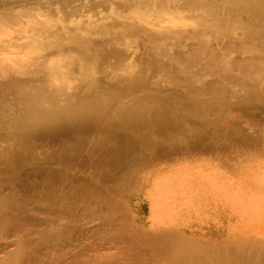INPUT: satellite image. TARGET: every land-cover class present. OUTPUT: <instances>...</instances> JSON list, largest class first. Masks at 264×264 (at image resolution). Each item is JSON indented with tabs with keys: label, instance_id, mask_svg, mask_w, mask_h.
Listing matches in <instances>:
<instances>
[{
	"label": "bare ground",
	"instance_id": "1",
	"mask_svg": "<svg viewBox=\"0 0 264 264\" xmlns=\"http://www.w3.org/2000/svg\"><path fill=\"white\" fill-rule=\"evenodd\" d=\"M29 1L47 16L0 38L1 103L23 109L0 137V264H264V108L249 110L264 73L207 74L195 57L178 76L114 73L129 44L142 61L193 55L207 31L264 38V0Z\"/></svg>",
	"mask_w": 264,
	"mask_h": 264
},
{
	"label": "rangeland",
	"instance_id": "2",
	"mask_svg": "<svg viewBox=\"0 0 264 264\" xmlns=\"http://www.w3.org/2000/svg\"><path fill=\"white\" fill-rule=\"evenodd\" d=\"M84 1H86V0H79L78 1V3H81V2H84ZM40 2L41 1H39L38 3L40 4ZM44 5V4H43ZM38 6V8L39 9H37L36 8V4H32L29 0H0V38L1 37H4V36H8V35H11L12 36V34L14 33V31H15V29H18L16 26H15V23H17L18 21H24V20H28V19H30L31 18V16H33L34 14H36V13H40V14H42V16L41 17H44V16H47V12H49L50 10V8H48V7H44V6ZM51 8H54V7H51ZM83 11V7H82V9L80 10V12H78V13H76V20H79L80 18H81V15H82V12ZM51 12H54V11H51ZM48 16H50V15H48ZM75 20V21H76ZM186 20H188L187 22L186 21H183L184 23L183 24H178V25H173L172 26V29L173 30H181V27H182V29L184 28H190V27H188V26H190V25H193V24H195V21L196 20H198V19H196V20H190V19H186ZM197 22V21H196ZM176 27V28H175ZM178 27H180V28H178ZM178 28V29H177ZM19 29H22V24L19 26ZM264 27L261 29L262 30V32H264ZM248 31V32H247ZM208 32V35H206V38H207V40H208V42H205L204 44H206V46H205V48L203 47V45H200V46H202V50L201 51H203L204 49L206 50L207 48H209L208 49V51L210 52V54H207L208 53V51H207V53L205 54V52L203 53H201V51L199 50V48L197 49V47H200V46H197L196 47V49H197V51L199 50V52H197L196 50H195V47L194 46H192L193 47V49H194V52H195V54L193 53V51L191 50L190 52L191 53H193V55L191 54L190 55V53H188V54H186V55H184L183 56V58H178L177 56H175L174 54H175V50H173V49H168L169 51V53H167V49H165V50H163V52H162V49H160L159 50V53H158V51H156L155 52V54H152L151 53V56H148V59L146 60V58H145V60L147 61V62H142L139 58H138V52H141L140 51V49H141V47L140 46H142V45H139V46H136L135 48H133V44H129V48H131V49H133V50H135L136 51V54L135 55H130L127 59H125L124 58V60L122 61L121 59V61H122V63H121V65L120 64H115V65H117V66H115L114 65V67H115V70H114V73L116 74V75H119L122 71H121V67H122V65L125 63V62H128L127 64H131V65H137V66H140V67H145L144 69L146 70V69H149V68H152V70L154 69V71H151V69H149L147 72L149 73V74H151V72H153V74H156V75H160V74H163L164 72H167V73H170V74H173V75H176V76H178V75H180L181 74V72L183 71V70H185V69H188L187 67H189L188 66V64H190V61L191 60H194L195 58V60L196 61H198L199 63L202 61V63L201 64H203V59H207V58H210V59H205L206 61H208V63L206 62V63H204V64H207L206 66H201V64H197L198 65V68H203L204 67V69L207 67V69H205V73H209V72H211L213 75H215V73H216V75H218L219 73L218 72H221L220 73V76H225V74L224 73H226V76H235L236 74H237V76H235V77H238V75H240V70H249L252 74H255L256 73V75H259V74H263L264 73V38H260V37H258V38H255V40H254V38H252L251 40H249L248 39V41L246 40V38H244L246 41H244L245 42V44H244V42L242 43V42H240V41H242L240 38L239 39H237V37H240V35H245V34H249L250 32H249V30H247V28H241V29H237V30H233V32H232V34L233 33H235L234 35H233V37H234V39L233 38H226V37H224V36H222L221 37V35H219V37L218 36H216V33L215 32H213V31H207ZM206 32V33H207ZM212 32V33H211ZM214 33V34H213ZM247 34V35H248ZM213 35V36H212ZM215 36H216V38H215ZM236 36V37H235ZM246 36V35H245ZM263 36H264V33H263ZM263 36H261V37H263ZM217 37L219 38L218 39V41H219V43L220 42H222L223 44H224V42L226 41V43L228 42V44H224V45H226L225 47H227L228 45H230V46H228L227 48L229 49V47L231 48L230 49V51L226 54V50L225 49H227V48H225L224 49V45L222 44V43H220V45H216V43L218 42L217 41ZM224 37V38H223ZM50 40H53V38L52 37H48ZM221 38V39H220ZM224 40H223V39ZM234 41H233V40ZM236 39V40H235ZM260 39H261V41H260ZM222 40V41H221ZM230 40H232V41H230ZM239 40V41H238ZM250 41V42H249ZM235 42H239V43H235ZM212 43V44H211ZM213 43L215 44V46L216 47H213L214 45H213ZM249 43H250V45H249ZM209 44H210V46H212V50H211V47L209 46ZM237 44V45H236ZM242 44V45H241ZM263 44V45H262ZM232 45V46H231ZM234 45V46H233ZM209 46V47H208ZM221 46V47H220ZM244 47V49H243V47ZM65 47H68V48H65V50H69L70 48L71 49H74V48H72V47H74V46H70V45H68V46H65ZM143 47V46H142ZM218 47H220V48H218ZM235 47H236V49H235ZM140 48V49H139ZM216 48H217V50H216ZM240 48V49H239ZM139 49V50H138ZM200 49H201V47H200ZM220 51H219V50ZM243 49V50H242ZM214 50H216V55H214ZM233 50V51H232ZM235 50V51H234ZM240 50V52L238 53V51ZM172 51H174L173 53H172ZM219 51V52H218ZM231 51H232V53H231ZM45 51H43V53H44ZM211 52H213L212 54H213V57L214 58H216V59H218L217 60V62H216V59H215V61L213 60L214 58L212 57V54H211ZM218 52V53H217ZM223 52V53H222ZM225 52V53H224ZM251 52V53H250ZM46 53V52H45ZM44 53V54H45ZM156 53L157 54H159V55H156ZM166 53V56L165 55H163V54H165ZM179 53V52H178ZM178 53H176V54H178ZM199 53H201L203 56H207V57H205V58H201V57H203V56H201V54H199ZM221 53V54H220ZM230 53V54H229ZM167 54H168V56H169V54L172 56H169L168 58H166L167 57ZM197 54H199L198 56L201 58V60L199 61V59L200 58H198V56H197ZM240 54H242V56H240ZM12 54L9 52V50H7V51H0V57H10ZM150 55V54H149ZM193 56V57H191V59H189L190 58V56ZM208 55H211V56H209L208 57ZM220 55H222V56H220ZM223 55H225V56H223ZM137 56V57H136ZM154 56V57H153ZM160 56H162L161 57V59H159V60H157V63L159 62L160 63V65H159V63H158V65H155V64H157L155 61H156V59H158V58H160ZM189 56V57H188ZM197 56V57H196ZM216 56V57H215ZM238 56H240V57H238ZM134 57H136V58H134ZM158 57V58H157ZM174 57H177L178 58V60L180 61V63L181 64H174L175 63V61H178V60H175L176 58H174ZM195 57V58H194ZM211 57L213 58L212 60H211ZM219 57V58H218ZM234 57H235V60L237 61V64L236 65H234L233 67H228V61H229V59H230V61H231V58L232 59H234ZM242 57H245V58H242ZM150 58H151V60H150ZM163 58V59H162ZM168 59L167 60V62H168V64H167V62L165 61L166 59ZM174 58V59H173ZM198 58V59H197ZM239 58V59H238ZM257 58V59H256ZM122 59H123V57H122ZM137 59V60H136ZM140 60V63H139V60ZM183 59H185V60H183ZM189 59V60H188ZM221 59H222V61H221ZM247 59V60H246ZM255 59V60H254ZM68 61H69V59H67ZM72 60H74L73 58H72ZM107 60V59H106ZM120 60H119V62L118 63H120ZM144 60V61H145ZM173 60H174V63H173ZM186 60H188V61H186ZM263 60V61H262ZM130 61V62H129ZM138 61V62H137ZM162 61V62H161ZM172 61V62H171ZM182 61V62H181ZM185 63H184V62ZM211 61H214V64L213 65H211ZM218 61H219V63H218ZM225 61H227V62H225ZM141 62L143 63L142 65H141ZM150 62H152L151 63V65H150ZM164 62H166V64L168 65H162ZM188 62V63H187ZM205 62V61H204ZM221 62V63H220ZM242 62V63H241ZM210 63V64H209ZM217 63V65H215ZM223 63V64H222ZM227 63V64H226ZM153 64H154V66H153ZM203 64V65H204ZM77 65V64H76ZM76 65H74V66H76ZM91 65V64H90ZM101 65V64H100ZM103 65V64H102ZM172 65V66H171ZM173 65H175L174 67H176V65H177V67L176 68H174L173 67ZM181 65H187V67H185L184 68V66H183V68H181L182 66ZM243 66L242 68L240 67V66ZM73 65H71V66H69L68 67V70H72V76H74V77H76V75H77V66L76 67H74L75 68V70H74V68L72 67ZM162 66V67H161ZM170 66H171V68H170ZM210 66V67H209ZM67 67V66H66ZM159 67V68H158ZM161 67V68H160ZM209 67V68H208ZM213 67V68H212ZM225 67H227V69L225 68ZM240 67V68H239ZM173 68V70L174 69H178L177 70V72H176V70H175V72H176V74H175V72L172 70V72H171V69ZM223 68V69H222ZM235 68V69H234ZM67 69V68H66ZM143 69V68H142ZM160 69V70H159ZM163 69H165V71L163 70ZM168 69V70H167ZM211 69H212V71H211ZM224 69H226V70H224ZM28 70H30V71H28V72H30L31 73V71H32V66L31 67H28ZM99 71H98V75L97 74H95V76H96V78H103V74L104 73H100V71L101 72H103V69H101V68H99L98 69ZM206 70H208L207 72H206ZM210 70V71H209ZM156 71V72H155ZM180 71V72H179ZM213 71H215L214 73H213ZM217 71V72H216ZM227 71V72H226ZM228 71H230V73H228ZM155 72V73H154ZM180 73V74H179ZM207 73V74H208ZM210 73V74H211ZM218 73V74H217ZM75 74V75H74ZM147 74V73H146ZM182 74H183V72H182ZM234 74V75H233ZM103 75V76H102ZM219 76V75H218ZM101 80V79H100ZM0 92H4V91H2V90H0ZM4 93H1V95H0V98H1V101H0V108H1V106H2V109H0V137H6L7 135L8 136H10L9 135V133H10V128H11V126H12V124L13 123H16L21 117H22V114H23V109L21 108V107H17L16 105H8V106H3V103H1V102H4V99H5V101H7V99H8V94H6V96L4 97V95H3ZM10 96V95H9ZM10 98H11V96L9 97V99L8 100H10ZM244 103L243 104H246L245 103V101H243ZM251 104H249V110L250 111H253V110H257V112H261L262 113V110H263V108H264V105H263V107L260 105V103H258V102H250ZM253 103H254V105H253ZM255 103H256V105H255ZM240 104H242V103H240ZM252 105H253V107H252ZM259 105V106H258ZM261 106V107H260ZM250 107H252V108H250ZM15 109V110H14ZM8 114H7V113ZM13 112V113H12ZM10 113V114H9ZM21 115V116H20ZM3 123V124H2ZM175 142V149H178V150H182L183 151V148H185L186 147V145L185 144H183V141L182 140H180V139H177L176 141H174ZM174 150V149H173ZM196 151L197 150H195L194 152H195V154L197 155H195V157H198L200 154H198V153H196ZM160 152V151H159ZM171 151H166L165 153H160V154H168V153H170ZM192 154V153H191ZM212 156V155H211ZM206 158V157H205ZM205 158L203 159V157L201 156V157H198V160H196V164H198V166H199V168H201V166H202V164H203V167L205 168V166H207L209 163H210V165H214V161H215V159L214 158H212L211 160L210 159H207V160H205ZM201 160V161H200ZM203 160H205V161H203ZM210 160V161H209ZM209 161V162H208ZM199 162V163H198ZM200 162H202V163H200Z\"/></svg>",
	"mask_w": 264,
	"mask_h": 264
}]
</instances>
